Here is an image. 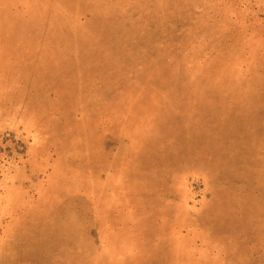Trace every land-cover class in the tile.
<instances>
[{
  "label": "rangeland",
  "instance_id": "rangeland-1",
  "mask_svg": "<svg viewBox=\"0 0 264 264\" xmlns=\"http://www.w3.org/2000/svg\"><path fill=\"white\" fill-rule=\"evenodd\" d=\"M0 264H264V0H0Z\"/></svg>",
  "mask_w": 264,
  "mask_h": 264
}]
</instances>
